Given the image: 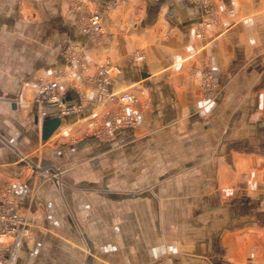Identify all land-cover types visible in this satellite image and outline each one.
Returning a JSON list of instances; mask_svg holds the SVG:
<instances>
[{"label":"crops","instance_id":"0c3cea01","mask_svg":"<svg viewBox=\"0 0 264 264\" xmlns=\"http://www.w3.org/2000/svg\"><path fill=\"white\" fill-rule=\"evenodd\" d=\"M216 1L200 40L202 0H0V190L26 229L15 264H264V0ZM94 13L104 38L84 31ZM105 64L110 92L138 98L133 127L99 100ZM44 81L82 112L46 110Z\"/></svg>","mask_w":264,"mask_h":264},{"label":"built area","instance_id":"2783aa9c","mask_svg":"<svg viewBox=\"0 0 264 264\" xmlns=\"http://www.w3.org/2000/svg\"><path fill=\"white\" fill-rule=\"evenodd\" d=\"M213 8L215 7L212 6V8L207 9L206 17L197 28L196 38L205 39L207 33L211 32L220 23L218 10ZM84 31L96 38H104L107 35V30L103 24L102 15L94 13L89 16L85 20ZM73 52L74 49L70 47L68 53L72 54ZM133 58L135 61L140 62L145 59V56L141 51H137L133 54ZM111 70L112 67L109 64L98 68L97 87L99 100L118 105V111L115 114V124L120 127H133L141 117V112L135 107L138 98L134 93L110 92ZM36 100L44 105L46 110H58L64 115L79 114L84 107L83 103L66 102L59 94L58 81L42 82L39 86ZM10 192L8 188L0 190V264L16 263L17 252L24 240L26 230L23 218L15 210L13 201L10 198Z\"/></svg>","mask_w":264,"mask_h":264},{"label":"water","instance_id":"95a60500","mask_svg":"<svg viewBox=\"0 0 264 264\" xmlns=\"http://www.w3.org/2000/svg\"><path fill=\"white\" fill-rule=\"evenodd\" d=\"M59 125V120H46L44 123V139H48Z\"/></svg>","mask_w":264,"mask_h":264},{"label":"rangeland","instance_id":"374dc122","mask_svg":"<svg viewBox=\"0 0 264 264\" xmlns=\"http://www.w3.org/2000/svg\"><path fill=\"white\" fill-rule=\"evenodd\" d=\"M209 0H202V6L204 7V9L206 10V13H207V9H210V8H212V6L213 7H215V8H213V9H216L217 8V10H218V13H219V15H220V10H219V6L217 5L218 3H217V1L216 0H211L209 3ZM220 21H221V19H220ZM218 25V24H217ZM217 25L213 28V29H215L216 27H217ZM213 31V30H212ZM211 31V32H212ZM211 32H208V33H211ZM208 33H207V35H208ZM206 35V36H207ZM204 39V38H203ZM203 39H200V40H203ZM143 53V52H142ZM204 78H205V76H206V73H202L201 74ZM208 76V75H207ZM208 84H210V82H208ZM208 84H206V86H208ZM21 246H22V244H21ZM20 246V247H21ZM20 249V248H19ZM18 254V253H17ZM7 264V263H6ZM9 264V263H8Z\"/></svg>","mask_w":264,"mask_h":264}]
</instances>
